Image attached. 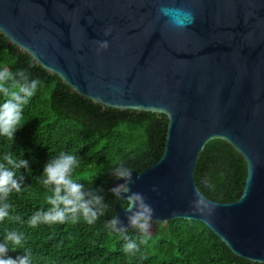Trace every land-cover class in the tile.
<instances>
[{
	"label": "water",
	"instance_id": "obj_1",
	"mask_svg": "<svg viewBox=\"0 0 264 264\" xmlns=\"http://www.w3.org/2000/svg\"><path fill=\"white\" fill-rule=\"evenodd\" d=\"M162 6L190 10L194 22L173 27ZM0 34L77 96L164 115L161 158L130 170L132 191L154 206L151 223L200 221L235 256L264 264V0H0ZM214 139L245 162L230 202L195 180ZM114 208L130 230L126 206Z\"/></svg>",
	"mask_w": 264,
	"mask_h": 264
},
{
	"label": "trees",
	"instance_id": "obj_2",
	"mask_svg": "<svg viewBox=\"0 0 264 264\" xmlns=\"http://www.w3.org/2000/svg\"><path fill=\"white\" fill-rule=\"evenodd\" d=\"M0 66L14 73L23 69L40 81L24 106L25 123L14 133L13 141L0 136V162L8 151L27 161V168L18 170V176H23L21 191L0 201V205H12L9 215L0 221V243L6 230L23 233L31 264H259L235 256L204 223L185 219L170 220L166 226L151 223L150 239L139 244L137 252H124L126 241L105 228L115 216V203L126 206L111 191L113 168L122 161L130 170L141 172L157 162L163 153L166 117L104 108L77 96L57 75L33 63L15 46L8 47L1 34ZM61 153L77 156L80 166L73 178L84 184L85 192L101 194L107 208L92 224L81 218L75 223L69 219L63 224L30 227L29 217L50 207L47 196L51 188L41 183L43 166ZM245 169V162L231 146L214 139L198 158L195 180L208 197L230 202L243 187ZM128 235L138 233L131 228ZM23 252V248L9 251L7 256L16 259Z\"/></svg>",
	"mask_w": 264,
	"mask_h": 264
},
{
	"label": "clouds",
	"instance_id": "obj_3",
	"mask_svg": "<svg viewBox=\"0 0 264 264\" xmlns=\"http://www.w3.org/2000/svg\"><path fill=\"white\" fill-rule=\"evenodd\" d=\"M159 13L167 18V23L173 27L184 28L194 22L190 10L183 8L162 6ZM109 33L106 31L105 35ZM98 50L107 49L108 43L97 42ZM40 81L30 78L27 71L20 69L15 73L7 66H0V136L12 140L14 133L23 126V109L35 94ZM80 166L76 155L61 153L58 157L49 160L43 166L41 183L45 188H51V195L47 196L50 207L46 211H37L28 219L30 227L39 224H63L67 220L73 223L81 218L94 223L99 215L107 208L101 194L85 192L84 184L73 178V172ZM20 168H27V161L19 159L11 151L5 152L0 162V201H6L13 192L21 191L23 176H18ZM113 175L123 183L116 184L111 191L126 202V217L132 229L138 233L132 237L128 235V228L123 226L118 216L105 223V228L117 233L126 242L123 250L126 253H135L139 244L150 239L151 222L154 215V206L141 192L132 191L130 185L134 183L132 172L122 161L113 168ZM102 190H98L99 193ZM87 197V198H86ZM199 204L210 205L204 198ZM11 204L4 202L0 205V221L9 215ZM19 220V217H13ZM26 237L21 232L6 230L4 242L0 243V264H31L30 250L24 248ZM139 241V243L137 242ZM11 245V247H9ZM24 249L22 256L13 259L7 256L9 251Z\"/></svg>",
	"mask_w": 264,
	"mask_h": 264
}]
</instances>
